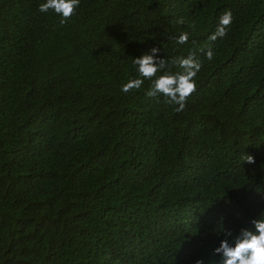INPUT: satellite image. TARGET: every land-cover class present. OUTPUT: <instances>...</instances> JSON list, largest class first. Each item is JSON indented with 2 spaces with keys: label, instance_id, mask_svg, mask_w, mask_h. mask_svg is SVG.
<instances>
[{
  "label": "trees",
  "instance_id": "1",
  "mask_svg": "<svg viewBox=\"0 0 264 264\" xmlns=\"http://www.w3.org/2000/svg\"><path fill=\"white\" fill-rule=\"evenodd\" d=\"M45 2L0 0V264H220L264 213V0ZM154 47L201 63L182 111L122 91Z\"/></svg>",
  "mask_w": 264,
  "mask_h": 264
},
{
  "label": "clouds",
  "instance_id": "2",
  "mask_svg": "<svg viewBox=\"0 0 264 264\" xmlns=\"http://www.w3.org/2000/svg\"><path fill=\"white\" fill-rule=\"evenodd\" d=\"M79 3L80 0H46L45 3L39 5V11L54 10L62 17L60 23L63 25L73 15ZM178 22L183 23V20ZM231 23V12H225L220 17L215 32L208 39L215 41L218 37H225ZM188 35L187 32L181 33L177 38V43H187ZM151 52L152 54H145L133 59L140 78L129 80L122 86V91L127 93L133 89H140L144 80L147 79L152 81L146 93L148 97L162 94L166 97L165 103L178 105L176 111H182L187 98L196 89L194 78L201 69V63L195 59V53L190 54L187 58L174 57L169 61L155 55L159 52L158 48H152ZM206 58L209 61L214 58L211 48L206 52ZM172 66H178L183 71L173 73L170 70ZM157 72H162V75L156 77ZM154 77L156 78L153 79ZM241 160L248 163L255 162L252 155H243ZM252 225L254 230L252 228L241 229L235 238L234 245L230 244L227 239L221 241L219 247L214 250L215 253L222 254L220 264H264V213H261L259 218L253 219ZM228 235L231 233L229 232ZM195 264H203V261L197 260Z\"/></svg>",
  "mask_w": 264,
  "mask_h": 264
}]
</instances>
